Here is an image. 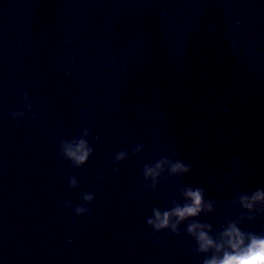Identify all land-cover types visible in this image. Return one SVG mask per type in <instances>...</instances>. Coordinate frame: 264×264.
<instances>
[{"label": "water", "instance_id": "95a60500", "mask_svg": "<svg viewBox=\"0 0 264 264\" xmlns=\"http://www.w3.org/2000/svg\"><path fill=\"white\" fill-rule=\"evenodd\" d=\"M187 187L213 235L264 189V0H0V264H202L148 224Z\"/></svg>", "mask_w": 264, "mask_h": 264}, {"label": "clouds", "instance_id": "9594fccd", "mask_svg": "<svg viewBox=\"0 0 264 264\" xmlns=\"http://www.w3.org/2000/svg\"><path fill=\"white\" fill-rule=\"evenodd\" d=\"M13 115H18L13 113ZM92 149L86 140L73 141L65 143L64 154L72 159L77 166L83 165L89 159ZM125 158V153L117 155V160ZM165 165H169L171 174L188 173L191 168L183 161H169L162 159L153 166H146L143 175L145 178H151L152 187L155 188L158 178L164 170ZM73 185L76 181H72ZM185 202L183 204L175 203L170 210H153V216L148 219V224L159 232L164 229H171L173 233H179V225L185 220H190L187 226L188 234L196 241L195 251L204 254L205 258L202 264H264V233L254 231H245L240 224L243 219L255 221L264 215V189L257 188L251 193H245L239 196L236 203L244 211L241 219L233 220L227 215L224 217V224L221 230L213 235V226L211 223H202L194 218L215 213V203L205 198L202 188L187 187L181 189ZM94 197L89 194L85 199L91 201ZM86 211L78 208L77 212ZM163 243V241H158Z\"/></svg>", "mask_w": 264, "mask_h": 264}]
</instances>
